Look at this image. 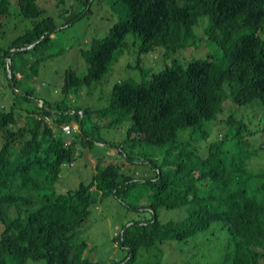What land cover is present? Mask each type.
Masks as SVG:
<instances>
[{
    "label": "trees",
    "instance_id": "1",
    "mask_svg": "<svg viewBox=\"0 0 264 264\" xmlns=\"http://www.w3.org/2000/svg\"><path fill=\"white\" fill-rule=\"evenodd\" d=\"M38 1L0 0V264H101L75 237L91 207L108 196L127 210L147 209L149 217L124 220L114 237L122 255L102 264H165L173 243L214 224L225 240L208 258L264 264V167H250L252 156L264 151V144L250 140L260 133L264 139V112L249 131L226 110L229 98L237 106H264V36L258 33L264 30V0H110L122 6V17L81 50L85 73L65 70L54 100L32 95L19 82H33L43 52L81 13L58 25ZM81 1L85 8L93 0ZM15 10L31 26L13 35ZM201 16L208 17L206 33L220 58H193L185 66L172 58L147 81L126 79L111 88L102 83L129 34L140 41V54L160 48L168 57L194 41ZM98 85L106 100L99 107L82 106L73 96ZM225 114L221 122L236 124L213 136L211 126ZM98 123L124 127L123 139L94 135ZM181 130L188 132L185 139H179ZM96 144L116 148L123 161L106 164L97 157L90 179L66 189L62 169L73 166L81 147L91 155ZM144 144L159 147L160 158L138 148ZM133 160L147 162L153 175L135 178L129 172ZM141 199L146 204L139 207ZM161 209L179 214L161 221Z\"/></svg>",
    "mask_w": 264,
    "mask_h": 264
},
{
    "label": "rangeland",
    "instance_id": "2",
    "mask_svg": "<svg viewBox=\"0 0 264 264\" xmlns=\"http://www.w3.org/2000/svg\"><path fill=\"white\" fill-rule=\"evenodd\" d=\"M38 3L44 14L52 16L58 25L63 24L65 19L81 13L68 27L57 32L53 45L46 52H43L42 56H46L45 59L39 61L38 73L33 82L28 83L24 82V80L19 82L21 86L28 84L32 89V95H36L38 98L54 100L60 94L57 91L62 84V76L65 70L72 69L79 75L85 73L87 65L81 56V50L88 49L93 38L105 36L110 27L122 17L123 11L121 10L122 6L111 4L110 0H93L85 8H83L81 0H39ZM89 8V13H86L85 11ZM83 9L85 11H82ZM10 23H12L10 24L12 32H10L9 28H7V31L11 34L13 33V35H15V32L20 34L24 29L31 26V21L22 18L20 15L18 16L16 10L13 12ZM208 23L207 16L199 17L194 26V41L191 44L188 41L181 49L171 53L168 57L162 55L160 48L140 54L138 51L140 41L129 34L126 39L128 41L127 47L120 57L112 63L109 71L104 75L102 83L111 88L116 82L126 79H132L137 82L147 81L152 73L158 72L166 65H170L172 58L182 66H185L193 58H220L222 56L221 50L214 41L208 38L206 33ZM258 33L264 36V30H258ZM2 77L0 72V84L3 81ZM100 86L98 85L96 88L92 86L86 92H80L73 96L82 106L99 107L106 101L104 100L105 96H103L105 90L102 91ZM21 92L23 93V90ZM230 101L229 98L226 102L228 114L233 112L237 121L245 122L249 131L254 130L258 125L262 110L264 112V106L261 105L259 108L255 105L237 106ZM224 116L226 114L217 118L211 126L213 127L211 131L213 136H222L224 132L229 130V127L232 128L236 124L233 122L231 126L225 125L220 120ZM98 125L99 128L94 135L99 133L109 142L111 140L120 142L123 139L124 127H106L100 123ZM260 134L250 136V140L257 145H263L264 139L260 140ZM187 135L188 132L185 130L178 132L179 139H185ZM95 148L98 150L90 155V152L85 151L81 147V156L74 160L73 166L62 169L59 180H62L67 185L65 186L66 189H74L79 182H87L90 179L94 164L98 161L97 157L102 158V163L106 164L114 159L118 162L123 161L116 148L112 149L113 147L108 145H97ZM138 148H142L151 157L160 158L161 156V149L157 146L144 144ZM250 167L252 171H259L261 170L259 167H264L263 150H260L258 155L252 156ZM129 170L137 179L153 175L152 166L147 164V162L141 163V160L129 162ZM60 191L63 192L65 190ZM145 204V199L138 201L139 207ZM178 214L179 210L177 209H161L159 211L161 221L174 219ZM130 217L148 218L149 211L147 209L140 212L127 210L116 198L108 196L102 202H97L91 207L89 216L76 232L75 240H84L87 243L86 255L91 260L102 264L119 259L122 255V250L117 246L114 237L118 234L121 223ZM2 230L3 225L0 222V233ZM222 236L217 225L214 224L207 231L198 233L186 242L173 243L172 258H169L170 254L168 253V255H164L165 258H162V261H167L165 264H218L217 259L215 257L214 259L208 258V254L214 246L223 243L225 239ZM161 249L164 254L168 246L164 245ZM26 264H45V262L43 260L37 262L29 260Z\"/></svg>",
    "mask_w": 264,
    "mask_h": 264
},
{
    "label": "water",
    "instance_id": "3",
    "mask_svg": "<svg viewBox=\"0 0 264 264\" xmlns=\"http://www.w3.org/2000/svg\"><path fill=\"white\" fill-rule=\"evenodd\" d=\"M9 67H10V62L8 61L7 62V71H8V76H9V78H10V69H9ZM11 82V81H10ZM127 226V225H126Z\"/></svg>",
    "mask_w": 264,
    "mask_h": 264
},
{
    "label": "built area",
    "instance_id": "4",
    "mask_svg": "<svg viewBox=\"0 0 264 264\" xmlns=\"http://www.w3.org/2000/svg\"><path fill=\"white\" fill-rule=\"evenodd\" d=\"M64 128H65V129H67V128H68V126H65Z\"/></svg>",
    "mask_w": 264,
    "mask_h": 264
}]
</instances>
